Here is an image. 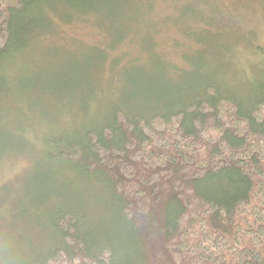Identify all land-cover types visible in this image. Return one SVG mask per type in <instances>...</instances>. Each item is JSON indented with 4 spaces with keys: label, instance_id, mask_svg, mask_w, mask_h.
Wrapping results in <instances>:
<instances>
[{
    "label": "trees",
    "instance_id": "obj_1",
    "mask_svg": "<svg viewBox=\"0 0 264 264\" xmlns=\"http://www.w3.org/2000/svg\"><path fill=\"white\" fill-rule=\"evenodd\" d=\"M235 1L0 0V164L28 161L0 185L24 214L0 264H264V64L230 78ZM107 15L110 43L82 53L126 81H100L74 119L61 95L93 87L55 40Z\"/></svg>",
    "mask_w": 264,
    "mask_h": 264
},
{
    "label": "rangeland",
    "instance_id": "obj_2",
    "mask_svg": "<svg viewBox=\"0 0 264 264\" xmlns=\"http://www.w3.org/2000/svg\"><path fill=\"white\" fill-rule=\"evenodd\" d=\"M251 1V3H249L248 0H238V2L235 1V9L233 7L231 8L235 11L230 15L226 14L227 23L228 25H230L232 31L230 40H228L227 36L225 38L221 37L219 40L221 43L223 42L225 44L224 45L222 43V46L228 52L229 56H231L232 66H230L229 74L232 80L237 79V76H247L249 74H253L256 71H252L254 63L258 65L264 64V2L259 0ZM65 5L68 7V10L74 9V6L71 4ZM160 6L163 7L162 3ZM166 7L168 8L169 6ZM228 8L224 7L223 11H227ZM91 20H93V17H91ZM99 24H95L92 26L90 22L81 24L73 20L71 24L63 26L66 29V32H63L62 35L57 36L55 40L56 43H63L62 46H65L66 50H64L63 55L66 54V61L74 63V65H77L76 63H78L83 69H88L89 79L85 80V83L90 85V87H93V91H86L83 89V86L79 87V89L73 88L69 92L65 91V93L61 95L62 103L64 101V97L71 95V99L70 97L68 98L70 100L66 103V107L69 109L68 106L73 105L74 114L76 113L74 119L77 118V115H79L81 111L78 104L82 102V100L91 101L96 97H103L101 94H103L104 91H97L94 86L101 84V82L106 83L110 81L108 84H114L115 82H118V80L120 83L126 81L125 75L122 71H120L118 77L113 80V74L107 70L105 71L104 79L98 80L97 72L100 70L102 64L104 63L106 64V67H108V61L104 63L102 61L100 63L95 55L85 56V54L83 55L82 53V46H88L96 43V41L92 42V39L100 40L103 35L107 38V42L110 43L112 35L120 27V20L118 16H110L109 18L107 15L105 16V19H99ZM96 25H98L99 27H94ZM101 29L103 32H101ZM228 29L229 27L227 28V30ZM172 35H178L177 30ZM71 36H74V38L77 37L80 40L82 39V41L76 43L75 39L70 38ZM159 42V47L161 49H164V51L169 49V42L168 45L164 44L161 39L159 40ZM227 42H229V45L227 44ZM143 64L145 65L146 62L144 61ZM107 69H109V67ZM31 93L35 95L34 98L40 95V93H36L35 91H31ZM41 100L46 103L45 95L41 94ZM48 101L51 102L52 99L48 98ZM58 101L60 100L58 99ZM43 109L48 111L49 107L44 106ZM89 114H91V112H89V108L88 110L85 108L84 111L82 109L81 115L83 117L87 118ZM60 116L61 114L57 118V125H59L60 127L68 126L70 122L67 121V124L64 123L63 121H61ZM23 117L24 116L20 117L18 116V114H15L13 117H11V119L14 123L20 121L22 125H25L24 121H26L27 119H24ZM53 127H55V125H53ZM27 163L28 161H25L20 157H10L8 159H5L3 163L0 164V185L2 183H5L7 186L6 189H9L10 191L14 190L16 181H18L19 178L17 172L26 167L28 165ZM3 190L2 188H0V193ZM0 198L2 201L6 200L8 196L6 197V195L2 193ZM10 201L11 200H9L8 202L10 203ZM5 205L6 203L0 202V238L3 233L13 232L11 225L14 224V219H16V221L13 226L16 225L17 227H19L18 221H21V217H24V214H19L17 212H15L16 216L14 217L13 214H10L11 212H8L10 210L5 209L7 208ZM21 227L22 225L19 228Z\"/></svg>",
    "mask_w": 264,
    "mask_h": 264
},
{
    "label": "bare ground",
    "instance_id": "obj_3",
    "mask_svg": "<svg viewBox=\"0 0 264 264\" xmlns=\"http://www.w3.org/2000/svg\"><path fill=\"white\" fill-rule=\"evenodd\" d=\"M158 57V56H157ZM169 64V63H168ZM171 66V65H170ZM172 66H173V64H172ZM176 68V67H175ZM182 78V77H181Z\"/></svg>",
    "mask_w": 264,
    "mask_h": 264
}]
</instances>
